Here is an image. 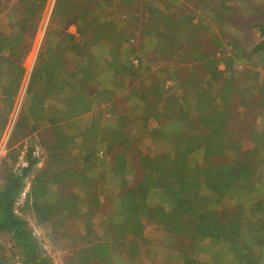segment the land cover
<instances>
[{"label":"trees","instance_id":"trees-1","mask_svg":"<svg viewBox=\"0 0 264 264\" xmlns=\"http://www.w3.org/2000/svg\"><path fill=\"white\" fill-rule=\"evenodd\" d=\"M120 1L125 5L130 2ZM185 1L143 0L144 9L156 15L159 21L150 20L151 23L143 27L142 30L149 32L144 46L140 47L125 43L124 46L112 44L115 40L106 37L97 43L93 42L94 34L100 28L108 33L113 29L110 18L98 27L93 23V17L98 16L110 2L57 0L51 17H58L62 30H47L38 60L55 71L62 70L64 80L54 74L49 76L47 69L39 66L31 74L27 87V92H32L31 101L36 100L37 94L45 88L52 90L46 94L50 96L49 100L61 96L64 99L63 102L58 101V106L51 105L49 114L45 116L47 125L44 128L38 123L34 125L43 129L38 141L45 152L43 165L36 166L40 158L34 154L32 146L27 148L24 165L17 169H14L17 150L9 149L0 159V233L9 236L12 244L8 250L21 257V264H50L40 242L27 229L26 219L16 212L17 199L26 187L27 180L29 187L26 200L31 194L39 193L34 205L44 204L53 218L62 221L73 215L72 203L81 195L91 197L93 207L98 208V198L106 194L110 213L108 219L103 221L104 231L109 232L111 226L120 228L128 240L126 253L129 256L134 255L137 239L146 229L143 217L153 220L158 229V223L164 218L170 220L185 211L184 207L192 201L202 208L187 211L186 216L181 218L180 229H168L176 233L177 237L169 242L170 250H157L158 264L264 262V258L256 256L259 249L264 247V195H256L258 187L254 180L244 179L243 189L236 197L237 205L243 207V222L239 226L223 227L217 215V199H227L237 175L242 173H237L238 165L229 161L210 163L214 153L221 155L225 150H232L236 157L241 148V140L234 136L232 129L227 128L228 104L224 101V95L218 94V90H231L236 94L240 92L241 97L237 98L241 100L240 104L249 101L240 84L234 85L233 79L238 71L230 66L228 58L220 56L216 61L213 60L211 67L204 73L206 76L200 79L204 84H209L207 88L193 80L199 71L191 65L192 71L184 82L191 84L195 90V95L189 98H186V94L176 96L164 88L165 81L172 79L170 76H162L159 81L161 75L152 73L154 81L151 86L148 84L143 91L141 85L137 90L131 87L130 96L121 104L109 103V115L99 106L100 102L115 95L111 75L103 70L106 63L122 66L127 70L126 74H141L150 67L145 61L150 50L157 51L160 57L172 59L186 49L183 47L186 42L184 32L173 22L179 13L184 14V20L193 18L192 10L188 9ZM45 2L15 0L9 3L8 0H0V15L3 14L0 16V86L16 89L20 85L24 71L22 60L30 50L38 30ZM225 5L221 1L219 7ZM124 11L120 10V13L124 14ZM129 16L139 20L136 15ZM203 20L201 18L198 22ZM70 24L74 25L79 38L76 39L74 33L67 31ZM253 26L264 36V21L261 20L259 8L258 20L253 22ZM125 35L129 42L133 34ZM53 36L57 38V45L65 43L66 49H59V53L72 59L68 69H65L66 61L63 62L61 57L53 53ZM77 45L80 46L78 54L70 51ZM98 46L104 49L100 56H95ZM252 52L264 53V39L253 44L252 50H249L250 54ZM220 61L225 63L223 69L218 68L217 63ZM248 73L249 69L242 72ZM212 79L214 81L210 83ZM219 79H223L220 86ZM36 81H42L41 89L37 91L34 85ZM61 84H65V87H61ZM91 87L96 89L94 100L92 94L89 95V92L94 91ZM261 91L263 93V89ZM166 93L168 96L163 99ZM8 100L11 105L10 95ZM95 101L97 106L93 105ZM151 107L155 108V112L150 117L147 111ZM39 109L42 112L41 102ZM56 109L63 111L65 121L60 122L62 117L59 120L54 115ZM4 124L0 126V137L4 132ZM74 124L76 126L70 130ZM22 127L19 120L14 123L6 141L7 149L13 145ZM146 136L150 140L146 141ZM131 150L140 159L138 164L130 156ZM153 151L155 155H151ZM9 159L11 162L8 163ZM152 160L158 161L157 166L151 164ZM135 167L141 175L133 186ZM206 190L212 191L213 195L204 192ZM95 212V208L92 212L87 209L83 218L88 219ZM247 214L254 216L253 222L245 219ZM199 219L202 222L197 226ZM53 232L68 238L70 247L80 256L79 264H114L110 252L113 248L109 242L103 238L95 242L88 228L83 227L74 234L63 228H57V231L53 229ZM185 235L189 237L186 242ZM122 243L126 241L122 240ZM241 247L247 248V252L236 256L235 253ZM13 261L14 257H11L6 262L0 260V264H12Z\"/></svg>","mask_w":264,"mask_h":264},{"label":"rangeland","instance_id":"rangeland-1","mask_svg":"<svg viewBox=\"0 0 264 264\" xmlns=\"http://www.w3.org/2000/svg\"><path fill=\"white\" fill-rule=\"evenodd\" d=\"M13 1L15 0H8L9 3ZM103 1L110 2V5L104 6L101 12H99V15L93 17V23L98 27L101 26L105 19L110 18L112 19L111 24L113 29L108 33V31L100 28L95 32V40L93 42L97 43L100 39L106 37L107 39H114L115 42H112V44L114 43L120 46H124V43L133 46H144L143 44L144 41L147 40L146 36L149 31L142 30L143 27L147 26L146 23L149 25V23H151L150 20H159L153 13H147L142 5L143 0H130L128 5L123 4L120 0ZM221 1L226 5L219 7ZM56 2L57 0H46L45 2L38 30L31 42L30 50L25 54L22 60L24 71L20 85L16 89L8 88L6 85L0 86V126H2L5 121L4 132L0 137V159L2 156L6 155L9 149L17 150L18 153L16 155L17 159L14 164V169L24 165L27 148L31 146L34 148V154L40 158L36 166L40 167L43 165L45 152L38 143L39 133H41L43 129L42 127H35L34 125L38 123L39 126H43L44 128V126L47 125L45 116L49 114L51 105L58 106V101L63 102L64 100L62 96L54 100H49L50 96H46V94H50L52 90L48 88L38 93L36 100L33 99V101H31L32 92H27L30 76L34 74L36 68L39 66L43 69L46 68L49 76L54 74L56 77L58 76V78L63 79L62 70L55 71L52 67L48 68L38 60V54L47 30L51 28L53 29L52 32L58 29L62 30V23L58 17L54 15L51 17ZM199 2L202 4H199ZM184 3L188 9L192 10L193 18L188 21L187 19L183 20L181 24V20L178 21V17L176 16L173 22L175 23L177 20V25H181L179 27L184 32V41H186V46L183 45V47H186V49L181 50L179 54L175 55L172 59L160 57L157 55L159 54L157 51H155V53L150 50L145 57V61L150 67L141 74H126L127 70L122 66L115 67L114 63H106L103 70L111 75L115 95L107 101L100 102L99 106L106 115H109L111 108L109 103L114 105L121 104L125 101L127 96H130L131 87L137 90L141 85L143 91L147 88L148 84L151 86V82L154 81L152 79V73L161 75L158 78L159 81L163 77L170 76L172 79L165 81L164 88L169 89V92L176 96L177 94H186V98H189L191 95H195V90L191 84H185L184 82L188 78V73L192 71V68H190L191 65L199 71V74L196 75L193 80L196 81V83H201L204 88H207L209 84H204V82L200 80L206 76L204 74L206 70L211 67L214 59L215 61L217 60V57L223 56V58H228L230 66H232L234 71H238L233 79L234 85L240 84L242 92L249 101H247V104L243 102V104H240L241 100H237L238 96L239 98L241 97L240 92L236 94L232 93L231 90L219 89L218 94H223L225 97L224 101L228 104L226 107L229 110L227 115V128L232 129L234 136L238 138L239 141L241 140V148L236 157L232 150H225L221 155L214 153L210 157V163L229 161L232 164L238 165L237 173L240 171L242 172L237 175L238 178L232 186V190L229 196H227V199H217L218 205L216 207L217 215L221 219V223H236V225H240L243 220V207L237 205L236 197L243 189L242 184L244 179L249 178L250 180H254V183L258 187L256 195H264V53H249L254 43L264 39V36L253 26V22L258 20V8L261 11V20L264 21V0H187ZM120 10H125L123 12L124 14L120 13ZM130 14L132 16L136 15L139 20H133L129 16ZM2 15L3 14L0 16ZM167 18L171 19L168 16ZM201 18L204 20L199 23L198 19ZM67 31L74 33L76 39L79 38L74 25L70 24ZM126 33L133 34V36L129 38V42L126 38ZM156 34L157 33H155V35ZM52 38L55 39V45H53L55 49L53 53L56 57H61L63 62L66 61L65 69L70 68L72 59L65 55L62 56L59 53V49H66L65 43L59 46L56 44L57 38L54 36ZM154 38L158 37L154 36ZM160 39L161 38H159V40ZM152 45L154 48H157L156 45ZM79 47V45L74 46L70 51L78 54V52H80ZM98 47L99 48L95 51V56H98L104 49L101 46ZM87 51H89V49H87ZM161 51L164 53L163 50ZM239 55H241V57H239ZM134 62H136L135 59ZM217 65L220 69L225 67L223 61L218 62ZM247 69H249V73L242 74V72ZM213 81L212 79L210 83ZM222 82L223 79H219L218 85H222ZM41 83L42 81H36L34 83L36 91L41 89ZM61 87H65V84H61ZM92 88L94 91L92 93L89 92V95L92 94L94 100L96 99V89L95 87H91L90 89ZM260 89H263V93L261 91L262 94L260 93ZM9 95L12 97L11 105H9ZM167 96L168 94L166 93L162 98H167ZM39 102H41V105L43 104L42 112H40L39 109ZM162 102L164 101H161V103ZM36 103H38V105H36ZM93 105L97 106L98 103L95 101ZM147 112L151 117L154 115L155 108L151 107ZM62 114V110H55L54 115L59 117V120ZM17 120L23 125L22 130L17 139L13 141V145L7 149L6 141ZM62 120L65 121L63 117L60 122H62ZM74 126H76V124L71 126L70 130H73ZM145 140L148 141L150 139L146 136ZM151 150H153V148H151ZM133 152L134 150H131L129 154L134 158L135 163L138 164L140 159L134 156ZM155 154L154 151L151 153V155ZM7 162H11V159ZM157 163V160H152L151 164L157 166ZM140 175V171L135 167V172L132 175L133 186ZM28 187L29 181L27 180L26 187L17 199L16 212H18L22 218L26 219L27 229L34 238L40 242L44 250V255L49 259L50 264H79L80 256L75 252L73 247H70L68 238H66V236L55 235L53 229L57 231V228H63V230H67L71 232V234H74L83 227L90 230L91 238H93L95 242L100 240V238L109 242L110 247L113 248L110 252L114 264H158L157 250H170L169 242L173 237H175V240L177 237L176 233H172L168 231V229H180L181 218L186 216L185 214L187 211L191 210V208H202L190 201L187 206L184 207L186 208L185 211L176 214V216L170 218V220L164 218L161 223H158V229L155 228V222L153 220L148 219L146 216L143 217L146 229L142 233V236L137 239L138 245L134 255L129 256L126 253L128 240L122 233V230L115 226H111L109 228L110 233L106 230V232L104 231L103 221L108 219V213H110V211H108V196L106 194L98 198L100 199V207L98 208L93 207L94 203L91 197H85L87 196L85 194L81 195L72 203L73 215L62 221L59 218H53L50 213L47 212V207H45L44 204L38 203L34 205L39 197V193L31 194L28 200H26ZM201 190L203 191L204 189ZM204 192L210 193L211 196L213 195L212 191L206 190ZM86 198L90 199L87 200ZM91 208H95L96 212L92 217L84 219L83 214L87 209L92 212ZM156 215L158 219L159 213ZM167 221H170L168 225H166ZM201 222L202 221L199 219L197 221V226H200ZM188 238V236H184L185 242L189 240ZM122 240H125L126 243L123 244ZM11 244L12 242L9 236L5 233H0V260L6 262L8 258L10 260L11 257H14L12 264H21V257L15 254L13 255L8 250ZM259 250L256 256L263 259L264 247ZM246 252L247 248L241 247L235 255L238 256ZM198 254H201V252H198ZM261 264H264V262Z\"/></svg>","mask_w":264,"mask_h":264},{"label":"crops","instance_id":"crops-1","mask_svg":"<svg viewBox=\"0 0 264 264\" xmlns=\"http://www.w3.org/2000/svg\"><path fill=\"white\" fill-rule=\"evenodd\" d=\"M197 1H198V0H197ZM143 8H144V7H143ZM145 10H146V9H145ZM189 10H190V9H189ZM146 11H147V10H146ZM147 13H148V12H147ZM148 14H149V13H148ZM177 17H178L177 20H178V21L181 20L180 23L182 24V21L184 20V17H185L184 14L181 15V14L179 13V14H177ZM173 19H175V17H174ZM177 20L175 21L174 24H175L176 26L179 27V26H181V25H177V24H178ZM198 21H199V19H198ZM242 215H243V214H242ZM253 217H254L253 215H251V214H247V215L245 216V219H246L247 221H249V222H253V221H254ZM242 218H243V217H242ZM242 222H243V220H242ZM242 222H241V223H242ZM241 223H240V224H241ZM234 224H235V226H239V225H236V223H234ZM234 224H233V223H232V224H231V223H224V224L221 223L220 225H222V226L224 227V226H226V225H232V226H234Z\"/></svg>","mask_w":264,"mask_h":264}]
</instances>
